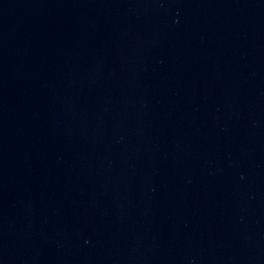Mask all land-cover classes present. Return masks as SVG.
<instances>
[{"label":"water","instance_id":"1","mask_svg":"<svg viewBox=\"0 0 264 264\" xmlns=\"http://www.w3.org/2000/svg\"><path fill=\"white\" fill-rule=\"evenodd\" d=\"M0 264H264V0H0Z\"/></svg>","mask_w":264,"mask_h":264}]
</instances>
